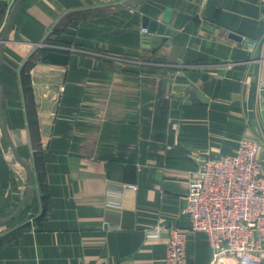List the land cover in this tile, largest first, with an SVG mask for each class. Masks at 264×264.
<instances>
[{
    "label": "crops",
    "instance_id": "0c3cea01",
    "mask_svg": "<svg viewBox=\"0 0 264 264\" xmlns=\"http://www.w3.org/2000/svg\"><path fill=\"white\" fill-rule=\"evenodd\" d=\"M13 7L0 0V37ZM263 36L259 0L24 1L0 85L34 189L0 225V264H167V239L144 234L161 223L190 233L186 264H212L189 174L244 138L264 163ZM28 187L0 110V221Z\"/></svg>",
    "mask_w": 264,
    "mask_h": 264
},
{
    "label": "built area",
    "instance_id": "2783aa9c",
    "mask_svg": "<svg viewBox=\"0 0 264 264\" xmlns=\"http://www.w3.org/2000/svg\"><path fill=\"white\" fill-rule=\"evenodd\" d=\"M264 14V0H259ZM144 33L147 28H142ZM264 60V36L262 39ZM261 142L244 138L234 154L204 158L190 171L184 214L193 232L207 235L218 264H264V163ZM133 183L124 188L136 189ZM109 205L120 206L109 200ZM145 239H167L166 263L186 264L189 232L176 225L157 224L144 230ZM227 259V262L223 260Z\"/></svg>",
    "mask_w": 264,
    "mask_h": 264
},
{
    "label": "water",
    "instance_id": "95a60500",
    "mask_svg": "<svg viewBox=\"0 0 264 264\" xmlns=\"http://www.w3.org/2000/svg\"><path fill=\"white\" fill-rule=\"evenodd\" d=\"M24 1H26V0H17L16 3L14 4V7H13L11 13H10V16H9L8 23H7V25H6L5 29H4V32H3L2 36H1V39H0V65H1V62H2L4 46H5L6 42L8 41V35H9L10 28L12 26V23L14 21V18L16 16L17 12L19 11V9L22 6V4L24 3ZM144 26L148 27L149 31L151 33H158V34H161V35H170V34H172V31L166 29L164 24L158 23L157 21H154V20H151V19H148V18L144 19ZM0 110H1V113H2V116H3L4 131H5L6 136L8 137V139H9V141L11 143V146H12V148L14 150V153L16 154L18 160L29 171V187H28L27 196L22 201V203L20 204L17 212L12 217H10V218H8L6 220L0 221V225H3V224L8 223L9 221H11L12 219L16 218L21 213L24 204L32 197V192H33L34 186H33V181H32L31 168H30V166L28 165V163L26 161L22 160L18 156L17 150H16V148H15V146H14V144H13L11 138H10V134H9L8 126H7L6 111L4 109V104H3V94H2V86L1 85H0Z\"/></svg>",
    "mask_w": 264,
    "mask_h": 264
},
{
    "label": "rangeland",
    "instance_id": "374dc122",
    "mask_svg": "<svg viewBox=\"0 0 264 264\" xmlns=\"http://www.w3.org/2000/svg\"><path fill=\"white\" fill-rule=\"evenodd\" d=\"M9 3H10V5L12 6V5H14V3H16V0H9ZM0 39H1V37H0ZM232 264H237L236 263V261H234L233 259H228ZM227 259H224L223 261L224 262H227L228 261ZM217 264V263H216Z\"/></svg>",
    "mask_w": 264,
    "mask_h": 264
},
{
    "label": "bare ground",
    "instance_id": "6f19581e",
    "mask_svg": "<svg viewBox=\"0 0 264 264\" xmlns=\"http://www.w3.org/2000/svg\"><path fill=\"white\" fill-rule=\"evenodd\" d=\"M218 264H224L223 262H219Z\"/></svg>",
    "mask_w": 264,
    "mask_h": 264
},
{
    "label": "trees",
    "instance_id": "16d2710c",
    "mask_svg": "<svg viewBox=\"0 0 264 264\" xmlns=\"http://www.w3.org/2000/svg\"><path fill=\"white\" fill-rule=\"evenodd\" d=\"M42 52L45 54V52H46L45 49Z\"/></svg>",
    "mask_w": 264,
    "mask_h": 264
}]
</instances>
